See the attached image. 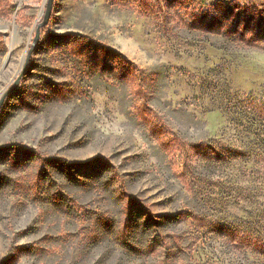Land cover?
<instances>
[{
  "label": "rangeland",
  "instance_id": "obj_1",
  "mask_svg": "<svg viewBox=\"0 0 264 264\" xmlns=\"http://www.w3.org/2000/svg\"><path fill=\"white\" fill-rule=\"evenodd\" d=\"M45 2L0 0V96ZM0 264H264V0H53L0 106Z\"/></svg>",
  "mask_w": 264,
  "mask_h": 264
},
{
  "label": "trees",
  "instance_id": "obj_2",
  "mask_svg": "<svg viewBox=\"0 0 264 264\" xmlns=\"http://www.w3.org/2000/svg\"><path fill=\"white\" fill-rule=\"evenodd\" d=\"M237 21V20H236ZM184 27L187 26V24L183 25ZM188 29H193V30H203L205 33H211L212 35H220L221 37H230L234 34L235 31H237V28L231 27V28H223L222 29V23L221 21L217 19H209L206 24H204L202 27L199 26V28L194 25H188L186 27ZM195 28V29H194ZM232 39L233 41L237 40L242 41L243 37L242 36H236ZM205 38V37H203ZM228 39V38H227ZM161 68H164V65H155L151 69L147 71V74L143 75V78L141 79V85L142 87L145 86L144 93H143V98L146 100L147 95L146 92L147 90L149 94V102L153 103V107L155 106V112H159L160 114L162 113V116H164V121L167 122L168 120H172L174 122V125L177 127V130H187L188 127L191 124V120L193 119V115L184 107L181 105H174L170 103L169 101H163L161 103L160 98L156 97L154 98V95H156L158 92L161 91L166 85L165 79L167 78L166 76H162V70ZM195 119V117H194ZM197 120V119H196ZM167 127V125L165 126ZM173 134V133H172ZM185 136V135H183ZM180 139L185 140L184 137H181ZM184 144L179 141V145ZM236 152V151H234ZM217 158L222 157V153H215ZM76 167L77 165H72ZM215 167V164H214Z\"/></svg>",
  "mask_w": 264,
  "mask_h": 264
},
{
  "label": "water",
  "instance_id": "obj_3",
  "mask_svg": "<svg viewBox=\"0 0 264 264\" xmlns=\"http://www.w3.org/2000/svg\"><path fill=\"white\" fill-rule=\"evenodd\" d=\"M52 3H53V0H46L44 12H43V17H42L41 21L35 27L34 35L32 37L31 44L27 50L22 68H21L20 72L17 74V76L15 77V79L13 80V82L9 85V87L5 90V92L0 96V106H1L5 96L7 94H9L13 89H15L17 84L19 83V80H20V78H21V76L25 70V66L27 65L28 59H29V57H30V55H31V53H32L37 41H38L40 28L42 26H45L48 19H49V16H50V13L52 10Z\"/></svg>",
  "mask_w": 264,
  "mask_h": 264
}]
</instances>
